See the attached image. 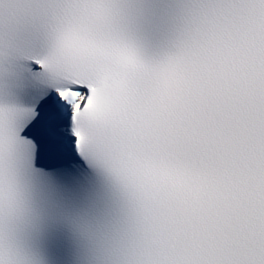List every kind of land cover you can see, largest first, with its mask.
Returning a JSON list of instances; mask_svg holds the SVG:
<instances>
[{
	"label": "snow or ice",
	"instance_id": "1",
	"mask_svg": "<svg viewBox=\"0 0 264 264\" xmlns=\"http://www.w3.org/2000/svg\"><path fill=\"white\" fill-rule=\"evenodd\" d=\"M0 264H264V0H0Z\"/></svg>",
	"mask_w": 264,
	"mask_h": 264
}]
</instances>
